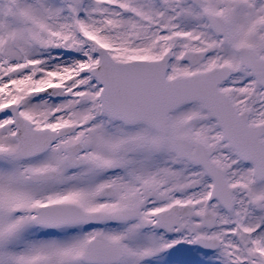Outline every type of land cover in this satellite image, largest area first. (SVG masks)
Segmentation results:
<instances>
[{"label":"snow or ice","instance_id":"6c2138e0","mask_svg":"<svg viewBox=\"0 0 264 264\" xmlns=\"http://www.w3.org/2000/svg\"><path fill=\"white\" fill-rule=\"evenodd\" d=\"M0 264H264V0H0Z\"/></svg>","mask_w":264,"mask_h":264}]
</instances>
